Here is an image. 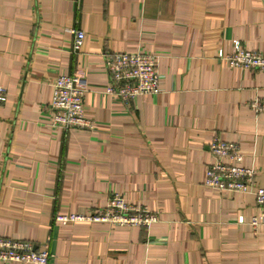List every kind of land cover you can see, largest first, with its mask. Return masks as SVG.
Here are the masks:
<instances>
[{
	"label": "crops",
	"instance_id": "0c3cea01",
	"mask_svg": "<svg viewBox=\"0 0 264 264\" xmlns=\"http://www.w3.org/2000/svg\"><path fill=\"white\" fill-rule=\"evenodd\" d=\"M235 42L264 54V0H0V237L47 245V264H264V208L203 186L216 137L264 187V114L250 106L264 72L218 59ZM138 47L158 56L161 92L126 105L106 93L105 63ZM60 74L81 80L91 130L49 126ZM114 192L157 222L55 220Z\"/></svg>",
	"mask_w": 264,
	"mask_h": 264
},
{
	"label": "built area",
	"instance_id": "2783aa9c",
	"mask_svg": "<svg viewBox=\"0 0 264 264\" xmlns=\"http://www.w3.org/2000/svg\"><path fill=\"white\" fill-rule=\"evenodd\" d=\"M73 50L78 51L85 39L83 31H72ZM217 57L230 67L255 69L264 72V54L241 47L234 43L233 50L225 53L218 50ZM159 58L151 51L138 47L134 51L113 53L106 61L108 82L106 93L123 104L133 99L161 92V74L158 70ZM84 86L80 79L68 74H60L51 83L48 101L49 126L73 131H86L93 124L84 115ZM7 100L6 90L0 85V105ZM256 114H264V99L250 104ZM211 161L205 169L203 186L220 193H241L252 196L254 203L264 208V187L254 184L256 170L244 164V153L238 144L212 137L209 141ZM227 160L228 162H226ZM262 215L251 217L249 225L256 228ZM57 222H104L115 225L150 228L157 217L141 205L129 203L122 193L110 195L104 208L92 215H56ZM242 217L238 222L242 223ZM50 254L47 245L34 249L23 239L0 237V263L47 264Z\"/></svg>",
	"mask_w": 264,
	"mask_h": 264
}]
</instances>
